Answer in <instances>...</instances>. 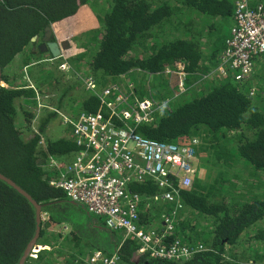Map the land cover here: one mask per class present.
I'll return each mask as SVG.
<instances>
[{
  "label": "trees",
  "instance_id": "obj_1",
  "mask_svg": "<svg viewBox=\"0 0 264 264\" xmlns=\"http://www.w3.org/2000/svg\"><path fill=\"white\" fill-rule=\"evenodd\" d=\"M103 2L109 6H102ZM89 8L93 19L85 21L88 26L78 37L85 42L83 45L77 43L83 52L80 55L86 57L92 70L99 73L98 77H108V83L122 75L133 74L137 91L140 97H144L145 93L139 89L138 73L157 74L177 68L197 77L209 75L216 68L219 54L225 46V28L232 22L234 0H2V70L25 51L32 39L43 37L48 27L54 29L61 42L66 41L70 36L65 35L68 23ZM195 12L208 20L199 32L191 29V23L185 22ZM147 43L150 46L144 49L146 55L137 54ZM203 45L208 48L206 53L205 49L202 50ZM259 64L263 67V76L264 66ZM159 76L155 81L159 80L160 84L165 81V75ZM2 80L7 82L8 78L3 76ZM249 84L251 81L236 83L231 77L221 80L212 84L204 94L189 101L175 102L173 111L160 113L155 124L138 127L143 136L161 142L181 145L193 137L201 138L200 155L205 154V159L200 160L201 165L208 161L209 171L217 168L215 175L209 173L206 179L197 178L193 187L183 192L185 209L180 215L176 233L190 246L203 244L209 248L184 264H239L226 260L224 254L228 246L235 244L244 231L264 219V111L257 106L255 98L249 96ZM34 95L32 90L0 88V173L42 204L43 212H51V207L56 204H72L47 179V174L38 164L39 137L23 139L15 125L17 100L26 96L32 104L29 98ZM76 99L80 106L81 98ZM81 107L84 112H97L102 108L93 96L85 97ZM26 110L32 114L30 109ZM53 116L55 114L50 113L40 123L42 132L46 131ZM238 131L241 134L236 142V153L250 168L236 165V159L228 150V135ZM48 149L53 156L65 161L64 158L71 155L76 147L63 138L49 140ZM245 178H248L246 182L243 181ZM221 185L239 200V208L234 215L227 213L229 207L225 203L215 201ZM132 190L151 195L159 191L151 181L133 185ZM205 216L217 219L214 235L206 241L200 235L207 232L196 222ZM142 219L147 222L149 217L144 214ZM49 227V224L44 226L41 223L40 238L47 234L48 242L44 245L53 248L49 239L54 236L56 240L59 236L48 234ZM36 228L35 207L0 180V264H18ZM198 229L202 232L198 233ZM109 234L111 244L117 249L121 238L116 233ZM256 238L264 242V231ZM68 241L78 254L83 255L76 234ZM137 251V243L126 240L119 255L124 264H179L138 255ZM43 254L36 261L29 259L26 264L42 262ZM258 258L254 256L251 260L257 264Z\"/></svg>",
  "mask_w": 264,
  "mask_h": 264
},
{
  "label": "built area",
  "instance_id": "obj_2",
  "mask_svg": "<svg viewBox=\"0 0 264 264\" xmlns=\"http://www.w3.org/2000/svg\"><path fill=\"white\" fill-rule=\"evenodd\" d=\"M259 63L264 66V0H234L231 27L214 70L220 77L245 83L253 78ZM59 68L65 74L73 71L67 63ZM173 69L169 75L175 77V83H171L173 87L167 96L158 97L149 91L148 96L140 97L128 75L100 87L93 76L77 74L89 96L99 101V111L84 112L81 108L76 115L62 114L44 104L40 95L31 99L35 107L30 110L33 131L39 137V146L44 147L38 164L67 202L99 218L108 231L121 238L120 245L126 240L136 242L138 255L185 263L209 249L203 244L190 246L176 233L185 209L183 192L189 191L198 178L201 138L193 137L180 145L152 140L138 131L140 125L155 124L160 113H171L175 102L187 93L192 75ZM168 71L142 73L149 76V83L153 76ZM248 93L256 97V87L249 88ZM44 109L54 110L70 128L66 138L76 147L71 160L63 162L53 156L36 128ZM148 181L155 184L158 193L132 190L133 185ZM156 206L160 209L157 221L152 218ZM48 214H41L43 225L50 220ZM144 214L149 217L147 222L142 219ZM38 253L32 250L29 259L37 260ZM85 263L124 264L118 250L111 255L96 251Z\"/></svg>",
  "mask_w": 264,
  "mask_h": 264
},
{
  "label": "rangeland",
  "instance_id": "obj_3",
  "mask_svg": "<svg viewBox=\"0 0 264 264\" xmlns=\"http://www.w3.org/2000/svg\"><path fill=\"white\" fill-rule=\"evenodd\" d=\"M101 2L102 1H100V3ZM103 5H105V7L109 6L107 2H103L102 6ZM82 11H83L82 14L80 13V16L78 18H75L76 20L73 19L72 22L70 21L68 23L69 28H66V31H65V35L67 37L70 34L69 38H71V41L69 40V42L64 44L65 45L64 48H68L69 46L72 48H70L69 51H63V55L65 59L69 60L71 66L73 67L74 72L65 74L64 72L59 71L57 68V64L54 61H51V63L50 62L48 63L49 68L44 66V64H40L36 66L37 70L41 69V73H42L43 72L42 68H45L47 72L43 75V77H40L37 74L35 75L33 74L31 76L32 78L31 85H28V87L34 88L32 89L34 93H35V90H37L38 93L44 97L43 101L45 102L47 106L58 108L62 114H67V111L62 109L63 107L67 108L69 106L70 108L72 106V107H75L74 109H76L77 111L81 110V105L80 106L78 105V99L76 98L79 97L83 100L85 97L89 96L90 94L83 86L80 80V77L77 74L81 75V77L85 75L93 76L99 83L100 87H104L107 84H109L107 82L109 78L108 77L106 78L98 77L99 73L94 72L92 70L90 62L86 61V57H83L80 55V54H83V52L78 49L77 43L80 45H83L85 44V42L82 40L81 41L78 40V37H80L81 34L84 33L83 32L84 28L88 26L85 21H89L90 19H93L89 15L90 8H89V11L87 10H82ZM206 21H208L206 17H203V15H201L200 13H196V12L191 14L185 20L186 23H191V25L193 26L191 29H193L196 32L201 31L204 28V26H206L207 24ZM230 27H231V24H228V26L225 28V31H224L226 32L225 36L229 34ZM44 35L43 37H39V38L37 37L35 38L34 41H31L30 45H28L25 51L21 53L23 54V56L26 57V63L27 62H38L45 58L46 60H48L50 58L51 56L50 53H47V55H45V53H41L38 50L39 46L44 45V40L46 38L44 37ZM180 35L182 36V33ZM56 38L57 37H54V41ZM149 46L147 43V45L143 46V49L139 50V53L137 54L146 55L144 53V49ZM203 49H205V53L208 51V48L205 45H203L202 50ZM51 58L50 60H52ZM262 69L263 67L261 68V65L259 64L257 67L256 73L253 75V78L251 80L252 85L249 84L248 88H251L252 86L256 87L257 96L254 98L256 100L257 106L261 110L264 111V75L262 76V73H263ZM169 70L170 71H168V73L167 72L164 73L165 81L161 82L160 84H159V80L155 81V78H160V76H153L150 82L146 83V80L149 79V76L144 73L142 74L138 73L137 76L139 77L138 80L140 81L139 82L140 91L144 92L145 96L149 95V91L156 93L158 97L167 96L168 93L171 92L170 88L173 87L171 83L173 84L175 83V77H171L169 75L171 74L172 71H174V69L170 68ZM132 76L133 74L131 76L129 75L128 80L133 81ZM209 76L210 77L208 79H204V78H201V76L197 75V77H199L198 79L197 77L193 75L192 83L191 81H189L190 86H188L187 93L179 101H186V100L189 101L198 95L204 94L206 91L210 89L212 84H216V83H219L221 80L227 79V77H220L219 75H217L215 70H212ZM5 77L8 78L7 75H5ZM119 80L120 78L117 77L115 80H113V82L114 81L117 82ZM23 81H24V84H26V81L23 80V78L21 77V79L16 78L14 83L11 82L10 87L8 85H4V84L3 85L4 87L7 86L8 88H13V89H25L22 87L26 86L28 83L24 86L17 85V84H22ZM135 85L137 86L136 83ZM45 97H48V98H45ZM26 98L28 99V97L23 96L22 98L17 100L16 108H15L17 111L15 125L18 128V130L21 132L23 139H30L31 137H35L37 135L34 133L32 125H31L33 115L31 113H28L26 109H30V107H33L34 103L31 101L32 104H29ZM50 113H54V112L50 110H44V112L41 113L40 118L36 124V128L38 130L40 129L39 128L40 123L44 119H46V117H48ZM29 115L31 117H29ZM40 133L43 134L42 137L46 145H48L49 140L54 141L57 139H63L66 136L69 137L71 132H70V128L63 124L62 118H60V116L57 113H55V117L53 116L50 123L47 125L46 131L42 132L40 130ZM240 134L241 132L238 131V132H234L228 135L229 140H230L228 150L230 153H232L233 158L236 159V165H242V166H245L246 168H250V165L247 162H245L243 159H241L239 156H237V153H236L237 151L236 142ZM43 148H44L43 146H39L38 148L39 150L38 163L42 161L40 159L41 157L40 153L43 151L42 150ZM203 157H205V154L202 156L199 155V161L201 159H205ZM72 158H73L72 155H68L66 158H64L66 160L63 162L71 160ZM203 164H204V167H203ZM208 167H209L208 161L206 162L203 161L202 165L200 162L199 174H198L199 179H206L209 173L211 175H215L216 173L215 170L217 168H213V170L209 171ZM246 170L248 172V169ZM247 179L248 178H245V180L243 181L246 182ZM227 191L228 190L227 189L225 190L223 185H221L219 187L218 194L215 198V201H217L218 203H225L227 207H229L227 213L231 212L230 214L234 215V212H236V209L239 208V205H238L239 200H237V198H235L232 194H230V192L227 193ZM53 207H51V212L47 211L49 213L48 215L50 216V220L49 222H47V225L49 224L50 226L49 228H47L48 230L47 233L54 234L59 237L56 240H54V236L51 237L52 239H49V242L53 248L47 247L48 249L46 250L39 249L40 251L38 253V256L41 253H44L43 257H45L43 258L42 262H36V263L31 262L29 264H83L81 260L86 259L88 256L92 255L96 250H101L106 253H111L115 250V247L111 244V238H110L109 233H69L71 231V228L74 226V223H75L74 219L76 218V216L73 215L71 211L69 210H68L69 212H66L67 206L65 205L63 208H61V210L59 209L56 210L57 212L56 214H60L59 216H61V217H57L56 219L60 218L64 220L65 218H68V217L69 219L74 217L73 223L72 221H70L71 223L67 224L66 222L64 223L63 221L61 224H57L54 218V208ZM153 208H154V212H153L152 218L155 221H157L156 217L158 216V214H160V209L157 208V206ZM64 213L65 215L67 214L68 215L66 217H63ZM222 215L223 213L221 214V216ZM196 222L199 223L200 225L199 227L204 229V232H207V233H201L200 235L201 238L204 237L205 241L207 239H212L214 235L213 228L217 225L216 217L205 216L203 219L198 220ZM55 224L59 225L57 227H59V230H61L60 232H55L54 230ZM262 230L264 231V219L258 222L257 224H255L254 226L250 227L246 231H244L241 237L238 239V241L235 244H233L232 246H228L224 254L226 260L232 261L234 263H239V264H244L248 262L254 264L251 258H253L254 256L255 257L259 256L257 260L258 261L257 264H264V242L263 240L256 238V236H258V234ZM63 231L64 232L69 231V232L64 233ZM197 231L198 233H200L202 232V229H198ZM75 234L79 240L77 244H79L82 247L80 250H82L83 255L78 254L73 249V244L72 245L68 244L69 242L68 240L71 239ZM47 242H48L47 234H44V236L39 238L38 240V243H47ZM65 244H68V245H65ZM105 245L109 246L108 250L104 248ZM43 251H48V252H43ZM77 254L79 256H77ZM73 259L75 260L73 261ZM33 261H36V260H33ZM179 264H184V262H181Z\"/></svg>",
  "mask_w": 264,
  "mask_h": 264
},
{
  "label": "crops",
  "instance_id": "obj_4",
  "mask_svg": "<svg viewBox=\"0 0 264 264\" xmlns=\"http://www.w3.org/2000/svg\"><path fill=\"white\" fill-rule=\"evenodd\" d=\"M54 30V29H53ZM45 55H47V53H45ZM40 64H44V66L48 67V62L44 61V62H27L26 63V57L23 56V54H19L18 56H16V58L11 62V64H9L8 66H6V68H4V75L8 76V81L4 82L5 85H8L9 87L11 86V82L14 83L15 79H21V77L23 78V80L26 81L27 84V80H31V76L34 74H37L40 77H43V75L47 72V70L45 68H42L43 72L41 73V69L37 70L38 65ZM47 64V65H46ZM7 72V73H6ZM24 84V81L22 84H17L19 86L21 85H26ZM27 86V85H26ZM26 86L22 87L25 88ZM82 101V99H81ZM81 101H80V105H81ZM75 107H70L69 106L67 108H62L64 110L67 111V114L69 115H76L75 113L77 112L76 109H74ZM81 111V110H80ZM67 206V211L69 212L71 211V213L73 215L76 216V218H65L63 219H56L57 217H61L59 216L60 214H56V210H61V208H63L64 206ZM54 218L57 222V224H61L63 221L64 223L66 222L67 224L71 223L70 221H72L73 223V219L75 221L74 226L71 228V231H66L64 233H110L107 229L104 228L103 226V222L96 217L90 216L85 209H83L81 206L72 204V205H68V204H56L54 205ZM69 210V211H68ZM68 215V214H67ZM67 215H63V217H66ZM55 224V232H60L61 230H59V225ZM59 230V231H58ZM68 230V229H67ZM41 244L40 246H45L44 244L46 243H39ZM47 247V246H45ZM104 248L106 250H108L109 246L105 245ZM117 249H115L113 252H115ZM98 251V250H96ZM101 251V250H100ZM111 252V253H113ZM106 253V252H105Z\"/></svg>",
  "mask_w": 264,
  "mask_h": 264
},
{
  "label": "water",
  "instance_id": "obj_5",
  "mask_svg": "<svg viewBox=\"0 0 264 264\" xmlns=\"http://www.w3.org/2000/svg\"><path fill=\"white\" fill-rule=\"evenodd\" d=\"M1 1L2 0H0V2ZM46 32H47V37H49V35L51 33V28L50 27L46 28ZM49 49H50V52L54 55V57L59 56L60 48L56 43L49 45ZM2 74H3V71H2V68L0 66V88L2 87V81H3L2 80ZM0 180L4 181L9 186L14 188L22 196H24L36 209V222H37L36 232H35L33 239L30 241L27 248L25 249V251H24V253H23V255H22V257L18 263V264H26V261L29 258V255L32 252V250H34L36 248H38V249L40 248V246L38 245V240H39L40 235H41V214L43 212V205L38 203L36 200H34L30 194H28L24 189H22L20 186H18L12 179L4 176L1 173H0Z\"/></svg>",
  "mask_w": 264,
  "mask_h": 264
},
{
  "label": "clouds",
  "instance_id": "obj_6",
  "mask_svg": "<svg viewBox=\"0 0 264 264\" xmlns=\"http://www.w3.org/2000/svg\"><path fill=\"white\" fill-rule=\"evenodd\" d=\"M51 28V31H53V28L52 27H50ZM55 33V32H54ZM36 38V37H35ZM35 38H34V40H35ZM58 38V37H57ZM33 40V39H32ZM33 40V41H34ZM69 40L71 41V38H67V41H65V42H61L59 39H57L55 42H58V43H56L58 46H59V48H60V54H59V56L58 57H54V56H50V58L52 59V60H50V58L48 59V60H46V58L45 59H43V60H41L40 62H44V61H47L48 63L50 62L51 63V61H54L56 64H57V68H58V70L59 71H61L60 70V65L62 64V63H67V64H69L70 66H71V64H70V62H69V60H67V59H65V57H64V55H63V51H69V49L70 48H72V47H68V48H64L65 47V45L64 44H66L67 42H69ZM45 41V40H44ZM54 42V43H55ZM43 53H48V52H43ZM18 56V55H17ZM87 61V60H86ZM11 64V63H10ZM53 65V64H52ZM72 67V66H71ZM6 68V67H5ZM72 69H73V67H72ZM3 71V74H2V78H3V76H5L4 75V69L2 70ZM62 72V71H61ZM72 72H74V71H72ZM252 79H250L249 81H251ZM248 81V82H249ZM4 80L2 81V87H4ZM31 82H32V79L31 80H27V87H25V90H32V89H34L33 87H28V85H31ZM248 82H245V84H247ZM4 84V85H3ZM4 88H8L7 86L6 87H4ZM247 89H249V88H247ZM37 95H40L39 93H38V91L37 90H35V95L33 96V98H35L36 99V97H37ZM41 96V95H40ZM41 97H43V96H41ZM33 98H29L30 100L31 99H33ZM45 98H48V97H45ZM42 99V98H41ZM44 100V97H43V99H42V101ZM33 102V101H32ZM34 103V102H33ZM43 103L45 104V102L43 101ZM33 107H35V103H34V106ZM30 108H32V107H30ZM53 108V107H52ZM82 108V107H81ZM54 109V108H53ZM56 109H58V108H56ZM44 110H48V109H44ZM44 110H43V112H44ZM59 110V109H58ZM50 111H52V112H54V110H50ZM60 111V110H59ZM32 112V111H31ZM55 114V113H54ZM32 115H33V113H32ZM32 120H33V117H32ZM32 123V122H31ZM40 130V129H39ZM65 139H67L66 137H64ZM42 223V222H41ZM39 245V244H38ZM43 247H45V246H43ZM48 247V246H47ZM120 248H121V245L119 246V247H117V250H118V252H119V250H120ZM34 250H36V249H34ZM98 251H100V250H98ZM96 252V251H95ZM94 252V253H95ZM100 252H102L103 254H106V255H109V253H105V252H103V251H100ZM31 254V253H30ZM112 254V253H111ZM30 256V255H29ZM89 257H91V255L90 256H88L86 259H82L81 261L83 262V264H86L85 263V261L89 258ZM29 260V258L27 259V261ZM26 261V262H27Z\"/></svg>",
  "mask_w": 264,
  "mask_h": 264
},
{
  "label": "flooded vegetation",
  "instance_id": "obj_7",
  "mask_svg": "<svg viewBox=\"0 0 264 264\" xmlns=\"http://www.w3.org/2000/svg\"><path fill=\"white\" fill-rule=\"evenodd\" d=\"M45 38V41H44V45H41L38 47V50L43 53V52H48L50 53L51 56H54L51 52H50V49H49V45L51 44H54V42L58 39L56 38L55 41H54V37H57V35L54 33V30L51 31L49 37H47V32H46V29H45V35H44ZM37 38V37H36ZM39 38V37H38ZM55 43H58V42H55Z\"/></svg>",
  "mask_w": 264,
  "mask_h": 264
},
{
  "label": "bare ground",
  "instance_id": "obj_8",
  "mask_svg": "<svg viewBox=\"0 0 264 264\" xmlns=\"http://www.w3.org/2000/svg\"><path fill=\"white\" fill-rule=\"evenodd\" d=\"M40 250H46V249H48L47 247H43V246H40V248H39ZM38 248H36V250L39 252L40 250H39Z\"/></svg>",
  "mask_w": 264,
  "mask_h": 264
}]
</instances>
